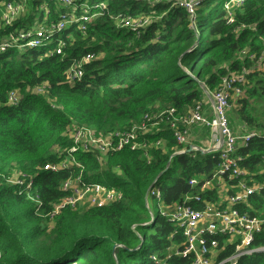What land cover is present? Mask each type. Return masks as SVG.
I'll return each instance as SVG.
<instances>
[{
    "label": "trees",
    "instance_id": "obj_1",
    "mask_svg": "<svg viewBox=\"0 0 264 264\" xmlns=\"http://www.w3.org/2000/svg\"><path fill=\"white\" fill-rule=\"evenodd\" d=\"M102 1L105 9L91 22L78 10L73 24L40 48L0 54V264H157L155 255L161 264L192 263L168 252L184 240L177 227L152 214L150 200H159L151 191L160 190L165 207L191 197L188 204L201 208L200 200L214 198L202 185L218 172L219 153H177L184 147L168 120L148 135L149 141L165 143L150 152V160L130 149L102 163L95 154L79 153L77 165L45 170L70 156L75 127L108 134L128 130L146 114L171 109L186 114L203 102L205 89L213 92L233 75H243L245 83L232 85V92L240 93L229 104L242 127L264 136V0H241L240 7H232V25L224 8L231 0H196L195 29L192 16L170 2ZM64 11L56 3L31 0L14 28L50 27ZM128 18L149 23L139 31L120 27ZM244 49L248 54L242 57ZM89 56L95 59L83 62ZM73 67L82 72L74 81ZM10 92L21 95L17 106L9 104ZM199 131L203 134L193 143L201 147L209 130ZM263 154L258 137L235 157H243L242 167L261 177ZM76 179L81 185L114 186L123 198L102 209L67 207L51 220L53 205L70 195L63 185ZM253 202L261 209L264 197ZM256 246L264 247V231ZM237 264H264V253Z\"/></svg>",
    "mask_w": 264,
    "mask_h": 264
},
{
    "label": "built area",
    "instance_id": "obj_2",
    "mask_svg": "<svg viewBox=\"0 0 264 264\" xmlns=\"http://www.w3.org/2000/svg\"><path fill=\"white\" fill-rule=\"evenodd\" d=\"M63 6L67 9L62 20L50 27L14 28L16 21L25 12L24 0H0V54L14 49L22 52L28 46L40 48L55 35L59 34L76 18V12L82 10L83 21L91 22L97 16V12L105 9L106 3L102 0L84 2L78 5L77 0H47ZM153 3L170 2L180 9L185 10L192 16V25L195 29L196 0H145ZM241 0H231L225 3L227 12V24L232 25L235 21V12L232 7H240ZM87 14H93L88 17ZM149 23L148 19L128 18L119 21L122 28L139 31ZM9 28L7 33H1V28ZM13 28V29H12ZM83 29V25H79ZM62 45L56 48V54H61ZM248 54V50L242 51V57ZM253 58V56H252ZM95 57H86L83 62L88 63ZM82 77V72L73 67L70 80L74 81ZM245 83L243 75H233L225 80L222 85L213 92L205 89L204 95L207 102L196 105L186 114H179L171 109L161 113L146 114L143 120L132 125L128 130L103 134L94 127L73 128L70 139L73 147L70 156L57 166H47L45 170L53 172L59 168H68L76 164L75 154H95L99 163H102L111 154L123 150L143 151L150 160V152L153 149H164L165 143L161 140L149 141L148 135L154 129H158L163 122L171 120L170 127L172 135L178 145L184 148L177 153L199 151L203 154L219 153V168L211 179L206 180L203 190H212L213 199H197L202 202L201 208H193L186 198L185 203H176L165 207L161 202L159 189L151 191L152 196L159 200V216L177 227L179 234L183 237V246L172 245L168 252L175 256L190 257L191 264H237L239 259L250 257L253 254L264 251V247H257L256 241L264 231V204L263 208H257L253 199L256 196L264 197V154L260 158L261 177L251 174L246 168L237 166L243 157H235L237 150L247 147L253 138L261 137L262 133L248 132L233 133L229 124L227 91L234 89V82ZM74 83V82H73ZM235 95L239 90L235 89ZM43 89H39L41 93ZM21 95L17 92L9 93V104L17 106L21 101ZM195 129H208L203 145H194L197 137L203 133H193ZM196 134V135H194ZM262 135V136H260ZM189 147V149H187ZM191 186L197 184L196 180L189 183ZM234 184V185H233ZM63 191L70 195L53 205V211L49 217L54 219L63 209L77 208H106L114 202L120 201L123 194L114 186L106 187L100 183L92 185H81V179L68 180L62 187ZM154 217V216H153ZM135 229V228H134ZM233 252L225 256L228 251ZM157 264H161L158 257H152Z\"/></svg>",
    "mask_w": 264,
    "mask_h": 264
},
{
    "label": "rangeland",
    "instance_id": "obj_3",
    "mask_svg": "<svg viewBox=\"0 0 264 264\" xmlns=\"http://www.w3.org/2000/svg\"><path fill=\"white\" fill-rule=\"evenodd\" d=\"M31 1V0H24V5L27 7V4L28 2ZM98 0H95V2H97ZM90 2V0H89ZM64 14H66V11H64ZM39 15V13H38ZM81 17H84L83 14H81ZM95 19V18H93ZM92 19V20H93ZM87 22V21H85ZM35 27H38V25H36ZM264 67V66H263ZM235 99V97H233ZM231 99V101H233L234 99ZM206 101L207 102V99H203V101ZM231 107H230V110L228 112V119H229V123H230V126H231V129H232V132L233 133H246L247 129H245V127H242L241 124L239 123V121L237 120V115L234 113L233 111V103L230 104ZM196 133V132H195ZM197 133H200V131L198 130ZM200 137V135L198 136ZM149 208H150V211L152 212V214L155 216V217H158L159 216V207H158V203H154L153 201L150 200V204H149ZM149 217L151 218V216L149 215ZM50 223V222H49ZM50 228L52 226V223L49 224Z\"/></svg>",
    "mask_w": 264,
    "mask_h": 264
},
{
    "label": "bare ground",
    "instance_id": "obj_4",
    "mask_svg": "<svg viewBox=\"0 0 264 264\" xmlns=\"http://www.w3.org/2000/svg\"><path fill=\"white\" fill-rule=\"evenodd\" d=\"M227 94H228V104H229L230 99L232 98L233 95H235V93H233L232 90H230V91H227ZM243 163L244 162H238V163H236V165L239 167V166H242Z\"/></svg>",
    "mask_w": 264,
    "mask_h": 264
},
{
    "label": "water",
    "instance_id": "obj_5",
    "mask_svg": "<svg viewBox=\"0 0 264 264\" xmlns=\"http://www.w3.org/2000/svg\"><path fill=\"white\" fill-rule=\"evenodd\" d=\"M154 187H155V185L153 184L152 187L150 188V190H152ZM260 253H264V251L257 252V254H260Z\"/></svg>",
    "mask_w": 264,
    "mask_h": 264
},
{
    "label": "crops",
    "instance_id": "obj_6",
    "mask_svg": "<svg viewBox=\"0 0 264 264\" xmlns=\"http://www.w3.org/2000/svg\"><path fill=\"white\" fill-rule=\"evenodd\" d=\"M199 130H203V129H199ZM201 133V132H200ZM202 135V134H201ZM200 139V137H197V140H199Z\"/></svg>",
    "mask_w": 264,
    "mask_h": 264
}]
</instances>
